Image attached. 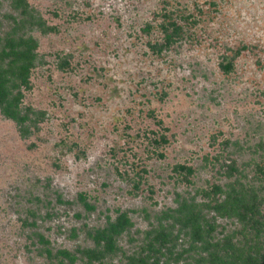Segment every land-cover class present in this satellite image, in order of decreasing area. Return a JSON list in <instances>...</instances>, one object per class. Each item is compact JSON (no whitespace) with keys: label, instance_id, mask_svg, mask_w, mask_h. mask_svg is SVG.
<instances>
[{"label":"rangeland","instance_id":"1","mask_svg":"<svg viewBox=\"0 0 264 264\" xmlns=\"http://www.w3.org/2000/svg\"><path fill=\"white\" fill-rule=\"evenodd\" d=\"M0 82V264H184L188 211L255 236L212 207L264 214V0H0Z\"/></svg>","mask_w":264,"mask_h":264},{"label":"trees","instance_id":"2","mask_svg":"<svg viewBox=\"0 0 264 264\" xmlns=\"http://www.w3.org/2000/svg\"><path fill=\"white\" fill-rule=\"evenodd\" d=\"M171 27V32H168L167 30L165 33V45H169L172 39L174 37H177L180 33V29L178 26H175V24H171ZM227 69H229L228 66ZM2 83L3 82H0V85ZM2 92H4V94L6 93L5 87L4 91ZM178 168L181 171H185L188 175L192 173L190 168H185L184 166H179ZM230 187V193H227V202H225L224 204L215 205L212 208L216 212H219V214H221L220 211L223 210V212H227V215H233L237 217L238 221L243 224V230H241V232L244 233L252 231L253 233L255 232V236H253L252 233L253 237L250 238L249 242H247L244 238L246 233L243 235L242 240L238 242H233L230 236L225 237L222 240H217V242H213L215 238V236L213 235V230H205V236H203L201 233V227L200 225H198L199 222L197 221V219H195V214H193V212L188 211V213H179L180 217L178 214L174 220L175 224H179L178 230L191 228V234L196 240H191V247L189 248V250H183V253L186 254L187 257L184 264H264V254L262 253L261 255L260 252L263 242L260 239V236L262 235V229L264 228V214L261 211V204L263 199L260 196H257L255 193H243L236 195L234 194V191H236V187H234L233 185H231ZM214 188L218 191H221V189L218 187ZM126 221L121 218L118 220L116 226L99 229L95 232L93 237L97 239V241L103 239V243L101 244L103 245V252L99 251L100 244L96 241V244L99 246H96L95 249H86L85 251L83 250L84 252L81 251L84 253V256L88 259V261H91L92 259L95 260L97 259V257L102 258L104 253L115 250V242L117 239L116 237L120 234L121 229L123 230V226L125 225L124 222L128 223V221ZM152 233H154V242L159 243V245L162 247L165 246L168 240L167 233H165L162 229H159L158 231L156 229ZM257 238L259 239L257 240V242H255ZM196 243H199L200 246L196 247ZM147 244L150 245V243ZM142 250L144 249L142 248ZM199 250L200 253H197ZM202 254H204V257ZM124 264L152 263H148L146 257L140 254H134L129 257L127 259V262H125ZM153 264H159V260H155ZM162 264H167V262L164 261Z\"/></svg>","mask_w":264,"mask_h":264}]
</instances>
